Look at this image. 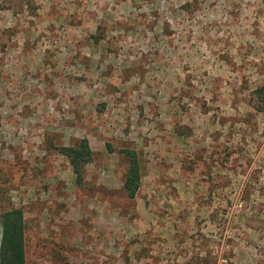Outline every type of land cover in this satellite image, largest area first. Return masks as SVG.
Segmentation results:
<instances>
[{"label":"rangeland","instance_id":"rangeland-1","mask_svg":"<svg viewBox=\"0 0 264 264\" xmlns=\"http://www.w3.org/2000/svg\"><path fill=\"white\" fill-rule=\"evenodd\" d=\"M12 207L24 264H264V0H0Z\"/></svg>","mask_w":264,"mask_h":264},{"label":"trees","instance_id":"trees-1","mask_svg":"<svg viewBox=\"0 0 264 264\" xmlns=\"http://www.w3.org/2000/svg\"><path fill=\"white\" fill-rule=\"evenodd\" d=\"M70 165L75 180H81V168L91 159V150L85 138L76 144L63 146L60 149ZM127 158L126 173L122 188L127 197H133L139 185V165L134 149L119 150ZM0 264H24L22 212L12 207L0 213Z\"/></svg>","mask_w":264,"mask_h":264}]
</instances>
